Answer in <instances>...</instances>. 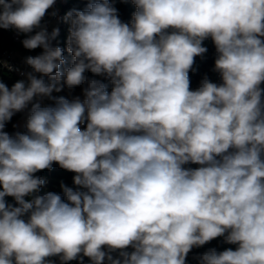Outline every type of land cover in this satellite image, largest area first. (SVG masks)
Instances as JSON below:
<instances>
[{
	"label": "clouds",
	"instance_id": "obj_1",
	"mask_svg": "<svg viewBox=\"0 0 264 264\" xmlns=\"http://www.w3.org/2000/svg\"><path fill=\"white\" fill-rule=\"evenodd\" d=\"M56 4L0 0L42 50L0 78V264H189L219 238L196 264H264V0H86L65 47ZM209 39L219 83L193 90Z\"/></svg>",
	"mask_w": 264,
	"mask_h": 264
},
{
	"label": "trees",
	"instance_id": "obj_2",
	"mask_svg": "<svg viewBox=\"0 0 264 264\" xmlns=\"http://www.w3.org/2000/svg\"><path fill=\"white\" fill-rule=\"evenodd\" d=\"M79 8L84 9L86 7V0H61V10L62 14L64 15L69 9L71 8ZM119 9L120 18L125 21L129 22L131 20V15L135 11V8L131 4H117ZM46 20L50 21L49 23V31L51 30V18L46 17ZM60 28V36L58 37L57 41L53 43H59V46L65 47L66 37H67V25L59 22ZM14 30H0V54L1 52L6 49H16L20 53L22 57L28 55H38L42 50L36 49L34 51H28L23 48L21 44V40L24 38L22 35L18 37V40L15 39ZM205 46L208 48V52L205 54L203 58L197 57L196 63L194 65V70L190 73L191 78V87L193 90L198 87L200 80L203 78L204 75H208V77L213 81L219 83V74L216 73L214 69V59H215V48L212 41L209 39L204 42ZM67 56L68 54L65 53ZM70 60V57H68ZM0 78L4 80V82L11 87V85L18 80V76L13 71H9L7 68H4L0 65ZM47 79V77H45ZM80 90L77 89V92ZM23 117V114H17L11 123L8 124L7 130L13 131L12 124L18 123L19 120ZM23 124V123H22ZM23 131L24 129L21 128ZM191 167H196V165H190ZM41 177L47 179V184L42 189V193L46 191H55L62 195V190L59 187L61 181H64L67 185L73 186L72 184V177L73 173L67 172L59 168L58 165H54L51 171H43L38 173ZM11 202V198H8ZM209 247H216L218 251H222L225 248L232 247L235 248L234 245H228L223 243L222 238L213 240L210 244L205 245L199 249H193L192 253L189 254L188 261L189 264H196L193 260V255L196 253H200L205 251ZM58 264V261H57ZM71 264H75V262H71Z\"/></svg>",
	"mask_w": 264,
	"mask_h": 264
},
{
	"label": "built area",
	"instance_id": "obj_3",
	"mask_svg": "<svg viewBox=\"0 0 264 264\" xmlns=\"http://www.w3.org/2000/svg\"><path fill=\"white\" fill-rule=\"evenodd\" d=\"M55 9L58 10V16L54 19L51 18L52 27L53 26H59L60 17L63 16L62 10H61V0H57V4L55 5ZM14 36H15V39L18 40V36L16 35V33H14ZM22 58L23 57L20 55L18 50L6 48L0 54V62H3L4 66H3V64H0V65L3 66L4 68H7L6 64H11L13 66L23 68L24 66L22 65ZM13 72L17 74L18 80L22 79V77L17 72H15V71H13ZM45 103H48V102H45Z\"/></svg>",
	"mask_w": 264,
	"mask_h": 264
},
{
	"label": "rangeland",
	"instance_id": "obj_4",
	"mask_svg": "<svg viewBox=\"0 0 264 264\" xmlns=\"http://www.w3.org/2000/svg\"><path fill=\"white\" fill-rule=\"evenodd\" d=\"M45 102H48V101H45ZM24 119H25V117H24V114H23V117L19 120V123H23L24 122Z\"/></svg>",
	"mask_w": 264,
	"mask_h": 264
},
{
	"label": "crops",
	"instance_id": "obj_5",
	"mask_svg": "<svg viewBox=\"0 0 264 264\" xmlns=\"http://www.w3.org/2000/svg\"><path fill=\"white\" fill-rule=\"evenodd\" d=\"M50 26H51V28H52V24H51Z\"/></svg>",
	"mask_w": 264,
	"mask_h": 264
}]
</instances>
